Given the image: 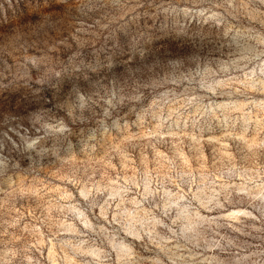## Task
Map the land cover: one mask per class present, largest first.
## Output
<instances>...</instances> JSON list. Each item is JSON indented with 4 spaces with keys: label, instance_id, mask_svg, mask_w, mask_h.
<instances>
[{
    "label": "clouds",
    "instance_id": "1",
    "mask_svg": "<svg viewBox=\"0 0 264 264\" xmlns=\"http://www.w3.org/2000/svg\"><path fill=\"white\" fill-rule=\"evenodd\" d=\"M50 261L264 264V0H0V264Z\"/></svg>",
    "mask_w": 264,
    "mask_h": 264
},
{
    "label": "rangeland",
    "instance_id": "2",
    "mask_svg": "<svg viewBox=\"0 0 264 264\" xmlns=\"http://www.w3.org/2000/svg\"><path fill=\"white\" fill-rule=\"evenodd\" d=\"M205 152L207 153V145H205ZM149 158H151L149 156ZM113 164H116L117 167L115 169H113V171H119V164L117 163L116 160H113ZM60 175V173H58L57 169L53 168L50 170V172L48 173H41L40 176L36 177V183L34 185L35 190L37 195L34 196L32 198V200H28L24 203V208L22 209L24 216L26 218H30L29 213L31 211V208L29 207V205H33V200L37 199L39 196L44 195V193L46 192L47 195L44 196V199L47 200L49 197H55L57 195L56 192H49L48 191V187H52L54 186L57 189H63L66 185L65 182L62 179H59L58 176ZM31 177H29V180L31 181ZM43 182V183H41ZM41 189H43V191H41ZM21 205L18 203L17 204V208H20ZM109 219H111V217H109ZM129 239H131V237H129ZM53 254L55 255H59L58 253L55 252V250H51ZM50 264H58V261H50Z\"/></svg>",
    "mask_w": 264,
    "mask_h": 264
}]
</instances>
